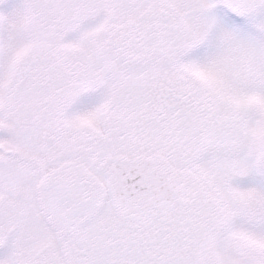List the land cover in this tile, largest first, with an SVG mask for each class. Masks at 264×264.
<instances>
[{
	"label": "snow or ice",
	"instance_id": "snow-or-ice-1",
	"mask_svg": "<svg viewBox=\"0 0 264 264\" xmlns=\"http://www.w3.org/2000/svg\"><path fill=\"white\" fill-rule=\"evenodd\" d=\"M0 264H264V0H0Z\"/></svg>",
	"mask_w": 264,
	"mask_h": 264
}]
</instances>
